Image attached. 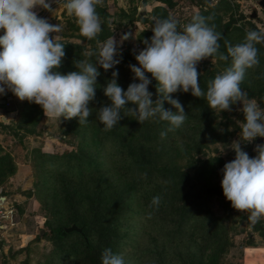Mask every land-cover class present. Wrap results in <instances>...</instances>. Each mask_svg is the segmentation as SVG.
Listing matches in <instances>:
<instances>
[{
  "label": "rangeland",
  "instance_id": "1",
  "mask_svg": "<svg viewBox=\"0 0 264 264\" xmlns=\"http://www.w3.org/2000/svg\"><path fill=\"white\" fill-rule=\"evenodd\" d=\"M64 2L50 0L52 10L39 13L50 24L63 27L58 36L66 55L57 70L74 71V60L79 59L97 63V55L88 53L98 54L110 37L117 41L115 59L120 63L107 71L97 63L100 75L95 100L90 102L93 112L80 125L78 117L47 120L39 105L20 101L5 89L4 106L13 113V120L5 125L6 148L1 147L0 155V196L6 200L0 201V264H75L62 255L64 245L55 246L40 232L48 230L46 220L53 226L70 225L75 212L91 218L99 202L110 213L119 210L107 223L125 264H264V220L253 225L248 213L232 207L221 186L223 166L235 158L230 145L240 139L242 103L216 113L204 98L178 91L170 95L183 106L184 123L169 131L167 121L146 120L139 131L147 133L143 139H130L121 126L116 140L113 129L105 131L97 119L99 108L111 104L104 88L113 79V71H118L117 83L124 90L139 82L130 65L139 67L135 56L153 35V17L171 15L182 29L196 12L213 16L209 23L222 33L220 51L227 55L225 41L236 45L248 31L264 29L259 0H199V4L196 0H103V6L97 7L102 32L94 40L81 36ZM253 8H257L256 18H250ZM125 35L128 38L122 39ZM256 47L259 65L247 70L241 87L264 108V43ZM230 63V58L221 61L218 56L200 61L201 89L206 92L208 82ZM146 75L155 101L157 81ZM164 108L178 114L167 101ZM161 132L167 133L165 138ZM240 143L252 158L257 146L264 145V137ZM132 148L144 152L145 162L135 161V155L129 154ZM71 150L77 153L74 161L68 159ZM154 194L160 202L150 207ZM78 240L72 235L63 243L79 245ZM258 245L256 253L262 257L254 251Z\"/></svg>",
  "mask_w": 264,
  "mask_h": 264
},
{
  "label": "clouds",
  "instance_id": "2",
  "mask_svg": "<svg viewBox=\"0 0 264 264\" xmlns=\"http://www.w3.org/2000/svg\"><path fill=\"white\" fill-rule=\"evenodd\" d=\"M57 2V0H56ZM64 9L74 17L82 37L94 40L102 32V23L97 12L103 0H65ZM51 9L50 0H0V94L5 89L20 100L39 105L48 119L59 121L77 118L79 125L88 122L93 108L90 102L96 97L97 78L100 72L97 63L105 70L112 69L120 61L117 41L110 37L103 44L96 62L74 60L76 70L62 74L59 69L65 57V44L58 34L63 31L60 24H50L38 15L37 9ZM213 16L196 12L182 29L178 21L167 18L152 19L153 35L144 41V47L135 56L139 63L130 65L134 79L124 90L118 83V71L112 72L113 79L104 88V95L111 101L97 111V119L105 131H110L124 115L132 114L141 124L158 118L170 124L169 131L179 128L186 119L183 106L170 94L189 92L204 98L214 112L231 111V105L242 103L240 109L244 120L240 126V139L230 147L235 158L223 166L221 186L223 194L234 209L248 213L249 221L255 225L264 220V145L257 146V155L250 158L242 150L241 141L252 142L264 137V108L248 92L242 83L248 69L259 65L258 43H264V29L250 30L244 41L227 45V55L220 51L222 33L209 22ZM55 33V36H50ZM127 35L122 39H127ZM218 56L219 60H231L223 72L208 82L207 91L201 89L197 65L203 59ZM157 81L158 98L152 99L149 91L151 80ZM172 104L178 114L164 108V102ZM131 102L135 107H127ZM231 130V129H229ZM166 132H161L165 138ZM225 152V147L220 148ZM217 155V153H216ZM215 155V156H216ZM160 198L153 197L151 205L158 206ZM101 264H125L124 256L104 249Z\"/></svg>",
  "mask_w": 264,
  "mask_h": 264
},
{
  "label": "trees",
  "instance_id": "3",
  "mask_svg": "<svg viewBox=\"0 0 264 264\" xmlns=\"http://www.w3.org/2000/svg\"><path fill=\"white\" fill-rule=\"evenodd\" d=\"M162 2H166V0H159ZM162 7H157L156 10H160ZM127 107H131L128 103ZM122 119H120L116 126L113 128V138L118 139V131L121 126H124L125 131L128 132L129 138H139L143 139L147 137L146 134H140V128L141 123L135 119L132 114L124 115V113H121ZM74 151L71 150V153L69 155V160L74 161L76 159V155ZM129 154H134L136 160L135 161H144V152H136L133 148L131 151H129ZM57 156H66V155H57ZM158 193V192H157ZM158 195V194H157ZM157 195H152V197H157ZM70 202L71 201H67ZM73 204V203H72ZM74 205V204H73ZM98 205V203H97ZM95 206L92 208L93 214L91 215V218H85L75 212L72 216H70V225L75 224L78 227L82 229V233H79L77 231H70L66 232L65 228L70 225H54L51 224L50 220H46V226L48 227V230L44 233L40 234L43 236L48 237L55 246H62L64 245V249L62 250V255H64L67 258H72L75 260V264H101V256L106 248H110L113 253H118L117 246L115 242L113 241L112 236L110 235L108 228H110L109 224V216H116L117 213H119L118 208L116 210H112V213H110L107 209L100 208V202L99 206ZM76 236L79 240V245L75 244H64L63 240L70 236Z\"/></svg>",
  "mask_w": 264,
  "mask_h": 264
},
{
  "label": "crops",
  "instance_id": "4",
  "mask_svg": "<svg viewBox=\"0 0 264 264\" xmlns=\"http://www.w3.org/2000/svg\"><path fill=\"white\" fill-rule=\"evenodd\" d=\"M42 9L43 8H38L37 9L38 15H39V13H42ZM43 11H44V9H43ZM5 92L7 93L5 96H2V94H0V143H1L0 144L1 145L0 146V155H2V153H4V152H2L1 147L6 148V146L4 145V136H5L4 128H5V125L8 124V123H10L13 120V113L12 112H10V113L9 112H6V109H5V106H4V100L3 99H5V97L8 95V91L5 90ZM6 113L9 114V120H8V122L2 121V117ZM18 190H19V188H18ZM4 199H5V197L0 196V201L1 202L4 201V203H5L6 200H4ZM1 204L2 203H0V209L3 206V204L2 205ZM259 248H260V245H258L257 247L254 248L255 253L258 252V251H260ZM256 255H257V257H259V256L262 257L260 255V253L259 254L256 253Z\"/></svg>",
  "mask_w": 264,
  "mask_h": 264
},
{
  "label": "water",
  "instance_id": "5",
  "mask_svg": "<svg viewBox=\"0 0 264 264\" xmlns=\"http://www.w3.org/2000/svg\"><path fill=\"white\" fill-rule=\"evenodd\" d=\"M197 4H199V0H196ZM259 6L264 10V0H259L258 2ZM257 17V8H253L252 9V14L250 15V18H256ZM7 93L4 92L2 94V96H5ZM9 120V114H5L3 117H2V121L4 122H8ZM259 141H263V138H260ZM65 231L66 232H70V231H77L79 233H82V229L80 227H78L77 225L75 224H72L68 227L65 228ZM43 233V230H41L40 234Z\"/></svg>",
  "mask_w": 264,
  "mask_h": 264
},
{
  "label": "bare ground",
  "instance_id": "6",
  "mask_svg": "<svg viewBox=\"0 0 264 264\" xmlns=\"http://www.w3.org/2000/svg\"><path fill=\"white\" fill-rule=\"evenodd\" d=\"M2 204H3V203H2ZM2 204H1V205H2Z\"/></svg>",
  "mask_w": 264,
  "mask_h": 264
}]
</instances>
